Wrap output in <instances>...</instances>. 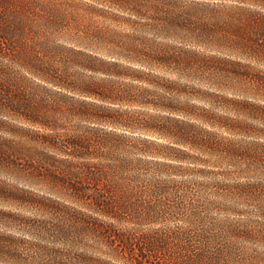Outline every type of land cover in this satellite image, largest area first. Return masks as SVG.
<instances>
[{
	"label": "rangeland",
	"instance_id": "obj_1",
	"mask_svg": "<svg viewBox=\"0 0 264 264\" xmlns=\"http://www.w3.org/2000/svg\"><path fill=\"white\" fill-rule=\"evenodd\" d=\"M141 2L136 14L109 0H0V79L14 77L29 98L61 106H46L51 127L0 106V264H81L78 253L134 264L104 244L103 252L83 244L91 239H80L73 215L92 212L65 194L58 167L70 156L49 134L120 141L121 157L190 182L210 219L238 225L231 240L246 261L264 264V170L249 155L264 144V122L255 118L264 108V60L236 28L248 23L242 8L264 7ZM54 76L63 84L46 80ZM187 123L234 156L180 144L174 132ZM171 147L189 156L162 154L179 153Z\"/></svg>",
	"mask_w": 264,
	"mask_h": 264
},
{
	"label": "trees",
	"instance_id": "obj_2",
	"mask_svg": "<svg viewBox=\"0 0 264 264\" xmlns=\"http://www.w3.org/2000/svg\"><path fill=\"white\" fill-rule=\"evenodd\" d=\"M109 1L136 14L144 10L141 0ZM250 1L264 7V0ZM240 11V19L244 17L248 23L237 24V31L242 34L247 48L264 60V13L246 8ZM259 79L264 83V79ZM13 80L14 77L0 79V106L30 122L51 127L55 119L46 106H52L53 111L61 106L42 98L37 101L29 98L27 89ZM46 80L63 84L55 76ZM257 111L255 118L264 122V108ZM258 130L264 133V127ZM174 136L180 144L199 151L233 155L234 149L189 123L178 125ZM46 137L52 147L70 156L58 167L65 194L72 202L92 212L80 211L73 215L76 222H72L76 224L71 223L77 225L74 228L82 229L80 239L84 236L91 239L90 244L82 240L87 247L103 252L100 244H104L134 264H249L245 253L231 240L239 235L238 225H224L210 219L206 214V201L201 205L194 199L195 186L190 182L159 178L157 176L167 172L166 169L144 168L128 157H121L117 154L120 141L106 143L104 136L49 134ZM171 148L179 153L169 149L162 154L176 158L189 156L183 149ZM94 155L106 161L85 159ZM249 155L252 162L264 170V144ZM143 170L150 175L142 177ZM77 256L82 258L81 264H115L103 257L83 253Z\"/></svg>",
	"mask_w": 264,
	"mask_h": 264
}]
</instances>
